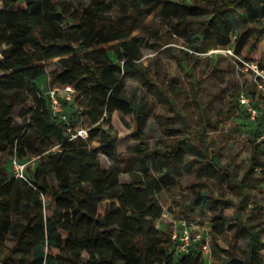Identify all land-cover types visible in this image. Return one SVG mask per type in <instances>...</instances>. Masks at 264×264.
Listing matches in <instances>:
<instances>
[{
  "label": "trees",
  "instance_id": "16d2710c",
  "mask_svg": "<svg viewBox=\"0 0 264 264\" xmlns=\"http://www.w3.org/2000/svg\"><path fill=\"white\" fill-rule=\"evenodd\" d=\"M164 1L136 0L140 6L153 2L154 7ZM241 1L192 0L182 5V16L171 20L172 27L182 24V32L197 51L206 48V41L215 40L213 45L229 46L241 57L253 39V29L238 31L232 42L234 25L225 15ZM15 2L0 0V240L14 226L17 246L13 253L30 251L31 258H20L29 264H207L195 247L189 253H177L172 235L157 226L165 208L159 200L161 185L150 174V158L154 154L169 159L178 156L182 145L152 150L143 130V107L132 106L124 94L125 79L140 70L142 39L129 38L124 29L114 35L94 7L80 12L68 0H27L15 8ZM246 12L252 21L259 22L264 17V0H247ZM129 17L143 26L144 33L164 37L163 28L145 24L140 7ZM114 40L120 41L110 45ZM95 47L101 58L88 50ZM56 58L59 69L48 80L47 62ZM259 67L264 69V60L259 61ZM55 85L75 88L74 102L66 106L68 123L51 110L46 91ZM25 91L32 100L20 112L23 124H17L14 102L6 96ZM115 112L122 114L124 126L135 135L136 143L126 150H119L120 133L113 132ZM82 117L90 123L86 127L88 137L72 138L78 128L84 127ZM249 118L255 125L254 152L247 174L264 167L259 160L264 149L257 142L261 118L253 120L250 113ZM192 145L201 169H207L206 150L194 142ZM101 153L115 163L104 167L99 159ZM6 154L16 155L22 162L39 156L35 165L28 167L29 182L14 174L8 177L3 171L1 162ZM124 173L130 174L129 181H121ZM51 176L57 184L50 183ZM22 188L39 214L36 218L27 210L28 224L19 229L11 217L9 198ZM46 195L55 199L50 215L43 214ZM214 200L222 204L218 218L226 203L235 206L228 200ZM248 213L250 216L242 221L249 235L246 263L260 264L259 234L250 224L256 213L253 209ZM31 224L41 230V240L36 244L26 239ZM236 226L223 217L213 223L217 234ZM213 249L216 253L217 247ZM223 264H228L226 259Z\"/></svg>",
  "mask_w": 264,
  "mask_h": 264
},
{
  "label": "rangeland",
  "instance_id": "374dc122",
  "mask_svg": "<svg viewBox=\"0 0 264 264\" xmlns=\"http://www.w3.org/2000/svg\"><path fill=\"white\" fill-rule=\"evenodd\" d=\"M25 1L16 0L15 8ZM191 1L165 0L157 7L153 2L140 6L136 0H68V3L80 12L86 7L99 10L114 35L124 29L129 32V38L138 36L142 39V54L138 60L140 70L125 79L124 94L132 106L143 107L146 114L142 119L143 130L152 150L169 149L176 143L182 145V154L178 156L169 159L154 154L150 158V174L161 185L159 200L165 208L159 229L171 235L179 234L180 222L187 220L194 227L195 234L199 230L204 232L205 239H200L197 246L201 248L206 239L209 241L213 252L212 264H223L224 259L228 264H247L249 235L242 221L250 216L248 210L253 209L256 216L250 224L259 234L260 264H264V167L261 171L246 173L254 152L255 124L250 120L247 108H241V103H238V96L243 91L254 103L262 98L252 66L264 60V17L259 22L252 21L246 12L247 0H242L225 13L234 25L232 42L238 31L253 29V39L242 50L241 57L230 53L229 46L213 45L215 40L206 41V48L197 51L191 47L188 35L182 32V24L174 28L171 23L173 18L182 16V5ZM139 7L144 12L145 24L163 28V38L155 33H144L143 26L129 17L137 13ZM119 41L114 40L110 45ZM88 50L97 58L102 57L98 48ZM111 56L114 58L113 53ZM56 69H59L58 58L49 60L47 72L50 77ZM6 99L14 102V122L23 124L20 112L31 102V96L26 91L9 92ZM80 122L85 128L90 126L86 117H82ZM112 125L113 132L120 133V151L136 143L134 132L123 124L122 114H113ZM192 142L206 150L209 156L207 169H201L193 153ZM214 156H217L215 160L219 164ZM99 159L104 167L115 163L102 153ZM10 160L11 155L6 154L1 162L8 177L13 174ZM259 160L264 162L263 153ZM129 180V173L121 175V181ZM49 181L57 184L53 176ZM202 194L208 197H202ZM214 198L235 204L226 203L219 218L223 217L237 226L221 234L213 229L222 206ZM9 202L16 228H24L28 224L27 210L36 218L39 214L23 188L18 189ZM43 203V214H52L55 199L46 195ZM30 226L26 239L36 244L41 240V230L34 224ZM14 229L13 226L0 240V264H29L20 258H31L30 251H23L20 255L13 253L17 246ZM213 246L217 247L216 253Z\"/></svg>",
  "mask_w": 264,
  "mask_h": 264
},
{
  "label": "built area",
  "instance_id": "2783aa9c",
  "mask_svg": "<svg viewBox=\"0 0 264 264\" xmlns=\"http://www.w3.org/2000/svg\"><path fill=\"white\" fill-rule=\"evenodd\" d=\"M230 53L231 50L228 49ZM252 69L255 73V82L257 87L261 91V100L258 103H254L250 96H248L244 91L240 93L239 100L241 105L247 108L251 118L253 120L260 119L261 124V134L257 138V142L264 149V69H260L259 64L253 65ZM51 77H48L50 80ZM46 95L50 99L51 110L57 118L68 123V112L66 106L68 103L74 102L75 88L71 85H55L50 86L46 91ZM89 128L80 127L77 129L76 133L72 135V138L82 137L86 139L88 137ZM68 131H71V127L68 125ZM58 146L54 147L56 149ZM39 156H34L26 161L22 162L16 155L11 157L10 164L13 170L15 177L22 180L28 181L27 170L29 166H34L36 159ZM162 219V218H161ZM160 220L157 222V226L160 225ZM181 229L179 234L172 235V238L176 241V251L177 253H189L192 247L199 249L203 256L206 258L207 264H212L213 262V252L211 251L209 241L206 239V242L202 247L197 246V242L200 239H205L204 232L199 230L198 234L194 233V227L187 220H182L180 222Z\"/></svg>",
  "mask_w": 264,
  "mask_h": 264
},
{
  "label": "crops",
  "instance_id": "0c3cea01",
  "mask_svg": "<svg viewBox=\"0 0 264 264\" xmlns=\"http://www.w3.org/2000/svg\"><path fill=\"white\" fill-rule=\"evenodd\" d=\"M42 82V84H43V81H41Z\"/></svg>",
  "mask_w": 264,
  "mask_h": 264
}]
</instances>
